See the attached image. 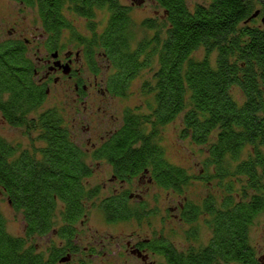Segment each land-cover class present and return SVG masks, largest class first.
Wrapping results in <instances>:
<instances>
[{
    "label": "trees",
    "instance_id": "obj_1",
    "mask_svg": "<svg viewBox=\"0 0 264 264\" xmlns=\"http://www.w3.org/2000/svg\"><path fill=\"white\" fill-rule=\"evenodd\" d=\"M14 1L36 8L43 30L53 40L63 42L60 33L68 30L65 44L84 47L91 73H99L95 55L100 53L112 68L105 79L111 94L124 96L141 70H151L141 85L147 98L144 110H124L122 124L93 151L72 139L57 109L37 118L33 129L40 142L32 152L17 150L0 136V188L14 211L25 215L28 231H35V223L47 224L56 206L66 231L89 211L85 200L106 223L133 219L150 225L155 212L148 211L146 203L135 207L125 196L113 194L101 201L107 193L85 183L93 173L89 159H107L115 175L147 171L157 188L178 195L194 182L212 180L223 191L220 197L206 194L200 203L183 201L179 217L188 226L184 235L190 246L179 251L171 235L160 233L157 238L154 231L157 264H264V255L256 256L248 236L264 210V15L254 16L264 9V0H207L192 7L187 0H145L161 11L157 18L141 21L139 27L148 35L136 42L128 7L117 0ZM93 8L105 15L100 35L92 23ZM64 9L87 19L88 35L73 30ZM36 71L23 40L0 42V112L8 121L33 125L28 124L29 116L45 97ZM233 88L240 91V99L233 96ZM179 115L181 137L206 146L198 176L170 164L160 145L163 128ZM199 221L210 235L204 246L194 244ZM2 223L0 218L1 228ZM49 263L24 237L0 229V264Z\"/></svg>",
    "mask_w": 264,
    "mask_h": 264
},
{
    "label": "rangeland",
    "instance_id": "obj_2",
    "mask_svg": "<svg viewBox=\"0 0 264 264\" xmlns=\"http://www.w3.org/2000/svg\"><path fill=\"white\" fill-rule=\"evenodd\" d=\"M206 1L207 0H187V3L192 7L195 4H203ZM119 2L125 3L124 0H119ZM132 8L130 18L134 24L133 33L135 35L134 42H136V40L141 39L144 35H148L147 31H143L139 27L141 21L146 18H157L161 10L152 1H145L144 3L139 2V4H136ZM64 15L76 33L88 35L86 21L83 18L70 14L66 9H64ZM104 19L105 15L101 12L95 14L92 23L96 25V35H100L103 32ZM99 21H103L102 25H98ZM42 29L36 8L22 5L14 0H0V42L15 39L30 40L27 46V55L35 64H37L36 55H38L36 53V48L38 45H41L44 40L41 38V34H43ZM68 37V30H62L59 37L61 41H63L61 43H67ZM39 51L42 53V48H39ZM95 57V62L99 69L97 77L98 79L105 80L112 68L109 67L107 61L103 59L100 53L96 54ZM78 68L81 71L80 78L87 84V81L91 80V72L83 63H80ZM150 73L151 70L148 68L141 70L130 81L122 97L107 99L103 97L102 100H100L98 93L92 91L89 93L88 105H92L93 108L87 107L86 111L80 110L75 114L71 108L62 109L59 105V113L62 115L63 119H67L71 116H74V119H77L78 116H87L91 119L89 133L82 132L78 125H74L76 130L71 129L74 131V137L72 136V139L81 145H85L88 138L90 143L98 144L100 136L106 135L108 131H112L121 125V117L123 116L124 110L130 109L134 112H142L147 98L142 94L141 85L144 81L149 80ZM69 92L67 83L50 85L49 95L46 97L39 110L51 108L52 105L60 101L63 94ZM232 93L236 99L241 98V93L237 88H233ZM94 96L96 97L94 98ZM98 107H100V109H97ZM181 127L182 116L179 115L175 120L163 128L160 145L170 164L184 169L191 176H198L203 171L202 162L206 155V146H197L188 138H182L180 135ZM69 128L71 127L69 126ZM11 132L12 130L8 129L6 126L0 125V135L3 138L11 142L20 141V149H27V142L29 139L22 137L17 130H15L13 134H10ZM38 146L39 143H37V147ZM82 148L84 150L85 147ZM247 150L246 148V152ZM102 172L100 167L93 165L92 185L97 183L94 176ZM228 181L229 179L227 182ZM236 184L237 183H235L234 188L238 187ZM208 193L218 195L219 197L221 196L223 191L218 187V181L212 180L209 183L194 182V184L188 186L183 191L182 195H178L172 190L165 191L154 186L145 197L148 209L155 212L154 217L152 216L150 219V228L145 224L137 225L134 222L129 224H107L99 215H91L84 226L77 224L75 227L77 228V235L75 238L76 244L82 250H80L82 253L88 252L90 249H94L96 253H115L117 252L116 242H118V244L121 242L119 240L120 233L130 234L132 230H143L144 235L147 236L148 232H145V230L151 231L152 229L156 231L157 234L164 233L171 235V241L181 250L182 248L190 246L191 241H186L188 239H186L184 231L188 230V226L181 223L174 216V207L177 206L178 202L184 201L185 198L193 203H200ZM103 194L105 195V193ZM0 213L4 217L9 233L22 236L23 214L14 211L5 200L1 199V195ZM197 226V242L194 244H201L204 246L210 237L209 231L202 222L197 224ZM248 236L256 256L258 258L262 257L264 255V210L258 214L250 225ZM35 241L39 243L38 239H33L34 243ZM132 263H135V261L133 260ZM138 264L142 263L138 262Z\"/></svg>",
    "mask_w": 264,
    "mask_h": 264
},
{
    "label": "flooded vegetation",
    "instance_id": "obj_3",
    "mask_svg": "<svg viewBox=\"0 0 264 264\" xmlns=\"http://www.w3.org/2000/svg\"><path fill=\"white\" fill-rule=\"evenodd\" d=\"M117 2L121 6L128 7V11L129 13H131V10L133 9L132 7H134L136 4H139V2L144 3L145 0H124L125 3H120L119 0H117ZM92 12L95 16V14L97 12H101V10L93 8ZM70 14L79 18H83L85 21H87L85 17L78 16L72 12H70ZM263 15L264 9L259 8L256 17ZM42 31L43 34H41V38H43L44 40L42 41L41 45H38V47L36 48V53L38 55L36 56L37 64H35V68L37 69V71L35 72V76L37 84L44 88L45 97L43 102L49 95L50 85L67 83L70 91L69 93L63 94V96L60 98V101H58V103H55V105H52V107L48 109H57V111L59 112L60 105L62 109L71 108V110L74 111L75 114L80 110L86 111L87 107L93 108L92 105H88L89 93H91L92 91L98 93L100 100H102L103 97L106 99L118 97L109 92L106 85V80L98 79L97 74L91 73V80L87 81V84L80 78L81 71L78 68L79 64L83 63V65L87 67V62L84 59L83 55V46H75L73 44H67L69 45L67 46L65 43L62 44L58 40H53L52 34H50L51 36H49L43 29ZM23 42L28 46L30 40L24 39ZM39 48H42V53H40ZM95 97L96 96H94V98ZM43 102L40 103V106L43 104ZM48 109L36 110L32 113V115L29 116L28 124L34 121L32 123V126L26 125L27 120L24 125L16 124L17 121H8L0 112V125H4L8 129L12 130L10 134H13L14 131L17 130L22 137L29 139L27 142V150L32 152L33 149L37 147V143L40 142L38 137H36L37 135L35 134V129H33V127L36 125L37 118L40 116V114ZM97 109H100V107H98ZM15 112L16 111H13V113ZM61 118L62 127L68 130L71 137L74 135V131L72 130H76V128L74 127L75 124L78 125L82 132L89 133L90 131L91 119L87 116H78L77 119H74L75 117L71 116L67 119H63L61 115ZM69 126L71 128H69ZM115 130L116 129L108 131L106 135L100 136L98 144L90 143L88 138V141L85 142V145H79L80 147L84 146V149H86V151H93L96 148L100 147L101 144L105 142V140ZM3 139L11 147H14L16 149L21 148L20 141L11 142L6 140L5 138ZM18 154L19 152L17 153V151H15L14 155L17 156ZM15 157H10L9 160ZM88 164H90L91 166H98L103 171L102 173L94 176L95 181L97 182V184L95 185H99L100 192L107 193L104 197H100L98 199L101 201L104 200L102 198H107L110 194H113L115 196L123 195L125 196V202L128 205H134L136 207V205H138L139 203H146V194L149 193L150 189L155 186V182L152 176L148 174L147 171H144L143 173L137 175H126L124 177H119L113 173L111 163L107 159L96 160L90 158ZM92 177L93 173L91 176L85 178V183L87 185H92ZM0 195L1 199L5 200L6 203L12 207L10 199L6 196L5 192H3L1 188ZM84 202L87 204L85 205L84 203V207L86 206L85 211L87 207L89 209L87 214L84 212V214L78 218L76 224L68 226L65 229L66 231L63 232L62 229L66 225L59 219L57 206L54 207L52 215L49 218V222L47 224L43 222H39L37 224L35 223V231H28L29 223L26 221L25 215H23L22 236L12 235L7 230L4 217L1 213L0 218L3 220V223L2 228L0 227V229L5 234L24 237L27 241V244H33L34 252L40 255L44 262H51L49 264H138V262L142 264H157L159 260V254L156 252V250H154L156 244L155 239L160 238L161 236L156 233V238L152 229L151 231L145 230V232H148L147 236L144 235L143 230H132L130 234L120 233L119 240L121 242H119L120 244L116 242L117 252L115 253H96L94 249H90L88 252L82 253V250L79 248L75 241L77 235V228L75 227L77 226V224H80V226H84L91 215H99L102 218L99 212L94 211L96 208L90 209L89 202L87 200H85ZM182 205L183 201L178 202L177 206L174 207V216L179 221H181L179 213L182 209ZM147 210L151 211L150 209H148V205ZM102 220L104 221L103 218ZM133 222L136 223L135 220L129 219L127 221H121L115 224H129ZM146 226L150 228L149 225ZM33 239H38L39 243L36 241L34 243ZM171 244H173V246L178 249V246L173 243V241H171ZM133 260L135 261V263H132Z\"/></svg>",
    "mask_w": 264,
    "mask_h": 264
},
{
    "label": "water",
    "instance_id": "obj_4",
    "mask_svg": "<svg viewBox=\"0 0 264 264\" xmlns=\"http://www.w3.org/2000/svg\"><path fill=\"white\" fill-rule=\"evenodd\" d=\"M258 14V11L255 12L254 16H256ZM262 22L264 24V16L262 17Z\"/></svg>",
    "mask_w": 264,
    "mask_h": 264
}]
</instances>
